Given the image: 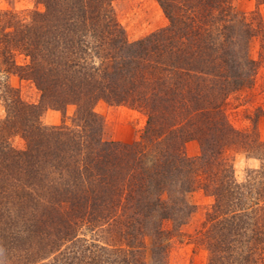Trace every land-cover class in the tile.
I'll return each mask as SVG.
<instances>
[{
  "label": "trees",
  "instance_id": "trees-1",
  "mask_svg": "<svg viewBox=\"0 0 264 264\" xmlns=\"http://www.w3.org/2000/svg\"><path fill=\"white\" fill-rule=\"evenodd\" d=\"M35 1L43 12H0V264H168L197 192L212 199L192 235L207 264H264V112L244 130L226 115L264 66L262 18L236 0H156L168 25L131 43L119 0ZM12 76L40 103L26 104ZM100 102L143 114L141 139H109ZM70 107L71 125L43 123ZM231 151L260 162L244 182Z\"/></svg>",
  "mask_w": 264,
  "mask_h": 264
},
{
  "label": "rangeland",
  "instance_id": "rangeland-1",
  "mask_svg": "<svg viewBox=\"0 0 264 264\" xmlns=\"http://www.w3.org/2000/svg\"><path fill=\"white\" fill-rule=\"evenodd\" d=\"M114 10L118 21L131 43L137 42L146 36L166 27L168 20L156 0H119L114 2ZM235 10L238 14L251 15L257 13L264 21V0H236ZM44 6L35 0H0V12H16L30 15L32 12H43ZM11 85L17 90L21 99L30 105H37L41 100V92L30 81H21L18 77H10ZM96 112L105 122L107 137L111 140L132 143L139 141L146 126V117L140 112L127 106H112L100 102ZM259 111L264 112V66L261 67L253 90L242 91L229 99L226 115L230 124L237 130L251 129L252 119ZM75 109L70 107L66 112L46 110L42 121L47 126H58L64 122L71 125ZM6 117V109L0 102V119ZM260 138L264 142V116L259 121ZM16 147H22L24 142L17 137L14 141ZM188 157L200 154V146L196 141L186 145ZM230 158L233 162L236 179L244 182L248 171L258 169L260 162L247 157L241 151H231ZM196 205L198 213L191 223L181 233L176 234L170 244L168 264H207V250L192 235L195 232L197 220L203 218L205 209L212 204V199L202 192L192 194L189 199ZM100 233L88 234L91 241L103 243ZM111 242V237L107 236Z\"/></svg>",
  "mask_w": 264,
  "mask_h": 264
}]
</instances>
